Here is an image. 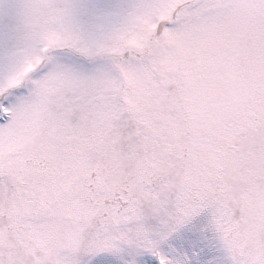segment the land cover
Returning <instances> with one entry per match:
<instances>
[{"label": "snow or ice", "instance_id": "1", "mask_svg": "<svg viewBox=\"0 0 264 264\" xmlns=\"http://www.w3.org/2000/svg\"><path fill=\"white\" fill-rule=\"evenodd\" d=\"M0 264H264V0H0Z\"/></svg>", "mask_w": 264, "mask_h": 264}]
</instances>
